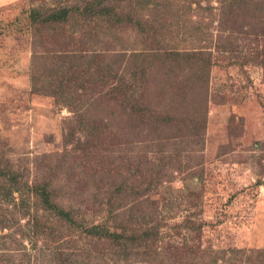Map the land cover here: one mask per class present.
<instances>
[{
    "label": "rangeland",
    "instance_id": "1",
    "mask_svg": "<svg viewBox=\"0 0 264 264\" xmlns=\"http://www.w3.org/2000/svg\"><path fill=\"white\" fill-rule=\"evenodd\" d=\"M252 1L255 3L258 0ZM161 2L163 7L159 8ZM189 2L191 7L186 8ZM136 3L140 6L137 7V12L145 17L149 16L146 8L141 9L143 4H148V0H134L131 4L134 10ZM36 5L40 3L32 4ZM148 5L158 16L163 11L162 18L167 22L166 30L163 31L165 39L161 41L163 48L199 51L204 46L201 50L210 53L211 58L205 54L202 56L210 58L213 64L204 81L193 79L187 65L180 63L184 73L187 72L185 76L188 82L184 85L180 78L175 81L176 68L169 72L166 80L154 73L140 82L135 81V85L151 106L161 104L160 108L167 113H171L173 109L171 103L174 96L182 99L188 96L187 113L197 117L201 115L202 106L206 108L205 129L199 132L202 136L197 144L187 142L191 146L181 144V148L171 152L170 158L176 163L180 162L181 169L175 170L174 162V170L168 169L166 176L158 182L160 185L153 186L147 194L149 203H152V211L149 209V213L153 218L159 216L162 223L159 239L150 251V259L142 258L143 248L138 253L137 249L130 247L123 253L120 245H116L114 241L83 243L85 248L96 250L104 259L93 264H118L113 263L117 253L131 255L127 261L119 264H180L179 260L168 257L179 252L180 248L185 249V246L191 247L192 251L198 250L196 255L190 256V260L197 261V264H232V259L243 260L234 256L236 250L247 253L264 250V159L259 160L258 147L264 141V34L253 41L243 33L249 30L253 19L247 15L251 7L236 10L227 19L228 23L235 22L233 25L236 28H221V20L225 17L227 8L224 0H151ZM30 6L26 0H0V165L13 166L23 174L25 182L30 183L34 176H41L53 180L54 187L59 186V178L70 175L71 186L76 187L79 172L83 171V161L78 156L66 155L77 143L74 141V144L71 142L72 145L65 146L63 138L66 123L78 108H72L73 106L64 102L56 103L45 92L32 90L31 79L44 73L45 67L53 64L52 55L56 48L44 52V46H33L34 39L38 40V37L34 38L26 31V17ZM259 26L264 31L263 24ZM256 28L258 32H262L259 27ZM19 29L24 30L17 33ZM99 29V23H95L91 29L90 51H103L107 43L111 42L108 53L113 52L110 55L118 60L114 63L109 61L114 68L126 66L129 62L135 63L129 59L133 53L159 50L153 45L155 38L151 36L147 37L148 40H143L133 31L113 34L110 31L98 32ZM116 37L122 40L116 44L118 46L112 43ZM254 53H257L256 58H251L247 63L232 62L236 55L242 60V56L251 57ZM142 60L140 58L136 63L138 75L141 74ZM164 69L158 70V73ZM154 81L158 85L163 82L164 88L155 90ZM192 82L194 86H188ZM92 90L101 93L107 89L98 86ZM61 96L66 99L64 94ZM102 96H98L100 100L89 105V118L105 108L106 99L102 100ZM194 100L201 103L199 109H196ZM102 113L108 121L105 111ZM115 120L116 116L110 119L113 127H116ZM87 123L90 126L91 122L87 120ZM174 127L176 129H170L167 134L166 128L155 133H159L162 138L170 136L177 139V126ZM186 130V127H182L181 132ZM74 133L75 137L81 136V139L85 135L80 130H75ZM149 137L152 138V135ZM136 139L138 144L146 145L147 134H141ZM131 141L137 152L139 145L135 144L133 138ZM108 147L105 145L102 149L106 150ZM129 148V144L124 143L121 150ZM87 191L85 190L82 200L86 199V195L90 196L91 190ZM12 198H15L18 205L20 200L25 199L24 195L16 192L12 194ZM58 199L61 207L71 204L66 197ZM79 199L80 197L75 200ZM135 202L143 204L140 199ZM0 208L4 210L0 223L5 225L6 220L12 216L8 214L12 208L11 202L2 194ZM13 213L16 222L13 230L19 229L20 232L12 244L6 237L10 230L7 226L0 228V237L5 236L0 240V248L4 249L0 264H10L4 262L9 253L16 259L24 258L25 264H46L45 256L39 253L38 248L31 247L25 238L26 234L30 235V229L26 225V219L20 216V209ZM94 216L87 217L86 223L97 224L103 220L100 216ZM187 216L192 220L205 222L199 239H195L193 233L177 227ZM37 246H42L41 241L37 242ZM18 248L20 251H12Z\"/></svg>",
    "mask_w": 264,
    "mask_h": 264
},
{
    "label": "trees",
    "instance_id": "2",
    "mask_svg": "<svg viewBox=\"0 0 264 264\" xmlns=\"http://www.w3.org/2000/svg\"><path fill=\"white\" fill-rule=\"evenodd\" d=\"M26 1L31 4L27 11L26 31H29L32 37H38V40L34 39L33 46L37 48L44 46V52L56 48L55 54L52 55L53 64L46 66L44 73L31 79L32 90L45 92L46 96L53 97L56 103L64 102L73 106L72 108H78L72 112L73 116L66 123L63 140L65 146L74 144V141L77 143L76 147L66 151V155L78 156L83 161V171L79 172L76 187L71 186L70 175L59 178V186L54 187L53 180H47L41 176H34L30 183L25 182L23 174L13 166L0 165V194L11 202L12 208L8 211V214L12 216L6 220L5 225L0 223V228L7 226L10 230V234L6 236L7 240L14 244L15 237L20 231L13 230L16 224L13 212L19 208L20 216L26 219V225L30 229V235L26 234L25 238L31 247L38 248L39 253L45 256L46 264H93L98 260H104L96 250L85 248L84 243L87 241H107L108 243L114 241L116 245H120L123 253L130 247L137 249V252L143 248L142 258L150 259V251L154 249L159 239L162 223L159 221V216L153 218V215L149 213V209L152 211V203H149L147 194L153 186L160 185L158 182L166 176L168 169L174 170L175 161H172L169 156L171 152L181 148L182 145L191 146L189 143L197 144L201 141L202 135L199 132L205 129L207 111L202 106L201 115L197 117L195 114L187 113L188 96L183 99L174 96L171 113L164 112L160 108L161 104L151 106L136 87L135 81L140 82L154 73L166 80L169 72L176 68L175 81L180 78L184 85L188 82L185 76L187 72L184 73L180 63L187 65L189 72L193 74V79L204 81L209 75L208 69L213 64L210 53L201 50L204 46L199 48V51H186L185 48H181L182 51H180L176 47H171L169 50L163 48L161 41L165 39L163 31L166 30L167 22L162 18L163 11L158 13L160 15L158 16L150 10L148 4L151 0H148V4H143L141 8H146L149 14L147 17L137 12V7H140L137 3L134 10L131 5L134 0ZM35 2L40 5L32 6ZM224 4L227 6L224 12L226 18L223 17L221 20V28H236L233 25L235 22L228 23L227 19L236 10L251 7L247 15L252 16L253 19L249 30L243 33L253 41H257L258 36L264 34L262 27L259 26L262 24L264 26V0H258L255 3L252 0H224ZM162 7L163 2L159 5V8ZM190 7L191 2L186 8ZM95 23L100 24L101 29L98 32L102 31L101 33L110 31L115 34L133 31L143 40H148L147 37L151 36L155 38L153 45L159 50H152L151 53L149 52L150 55L145 52L133 53L129 59L135 63L129 62L126 66L114 68L109 61L114 63L118 60L110 55L113 52L108 53L111 42L107 43L103 51L93 49L90 51L89 39ZM76 26L79 28L76 29ZM256 27H259L262 32H258ZM23 30L19 29L16 32L21 33ZM158 37H160L159 40ZM119 41L122 42L120 37H116L112 43L118 46L116 44H119ZM203 54L209 55L210 58H204ZM250 56H242L240 60L236 55L234 56L236 59L232 62L247 63L246 61H251V58H256L257 53ZM140 58L143 60L141 74L138 75L136 63ZM162 69L164 70L158 73V70ZM182 73H184L183 76ZM137 77L143 78L137 80ZM155 82L153 83L155 90L164 88L163 82L159 85ZM193 84L192 82L188 86H194ZM98 86H104L107 89L106 92L99 93L92 90L97 89ZM63 94L66 99L61 96ZM101 95H103L102 100L106 99L102 112L105 111L106 116L109 117L108 121L105 115L102 116V112L89 118V105L100 100L98 96ZM194 104L196 109H199L201 103L194 100ZM78 112L80 113L77 114ZM115 116L116 127H113L110 119ZM87 120L91 122L90 126ZM174 126H177V139L170 136L162 138L159 133H155L166 128L167 134L170 129H176ZM182 127L188 130L181 132ZM75 130L85 134L83 139L81 136L75 137ZM141 134H147L146 145L138 144L136 138ZM150 135L152 138L149 137ZM132 138L135 144L139 145L137 152L131 145ZM128 140L131 142L129 143ZM124 143L130 146L125 151L121 150ZM105 145L109 147L103 150ZM258 147L259 160H262L264 159V141L260 142ZM180 169V162H178L175 170ZM92 186L93 189H90ZM85 190H88L87 193L91 190L90 196L86 195V199L82 200ZM15 192L24 195L27 201L20 200L18 205L14 201L15 198H12ZM59 197L68 198L71 204L61 207ZM78 197L81 200L76 201ZM139 199L143 204H136L135 201ZM3 213L4 210L0 208V222ZM93 215L100 216L103 220L97 224H87L86 218ZM204 225L205 222L195 221L187 216L177 227L193 233L195 239H199ZM4 237H0V240ZM38 241H41L42 246H37ZM19 244L21 246V243ZM185 247V249L180 248L179 252L171 254L168 258L179 260L180 264H197V261L190 260V256L196 255L198 250L192 251L191 247ZM2 250L4 249L0 248V262L3 259ZM14 250L20 251V248L12 251ZM34 253H37V250H34ZM9 254L4 262L25 264L24 258L16 259L13 254ZM233 254L243 260L232 259V264H264V250L250 253L236 250ZM130 256L117 253L113 263L125 262ZM181 260L184 261L181 262Z\"/></svg>",
    "mask_w": 264,
    "mask_h": 264
}]
</instances>
